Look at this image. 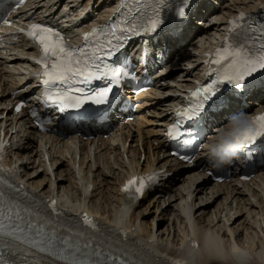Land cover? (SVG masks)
<instances>
[{
  "label": "bare ground",
  "instance_id": "1",
  "mask_svg": "<svg viewBox=\"0 0 264 264\" xmlns=\"http://www.w3.org/2000/svg\"><path fill=\"white\" fill-rule=\"evenodd\" d=\"M48 1L52 2L55 0ZM60 1L63 2V0H56L53 4L59 6ZM215 1L220 2L222 0ZM215 1L211 0L207 3L206 0H203L206 4L201 8L205 7L206 10H208V15L211 13L214 14L213 4ZM262 2H264V0H256L253 6L239 7L237 9L254 10L257 9ZM74 5L71 7L73 11L71 15L72 18L75 14L77 15L79 13L78 5ZM233 6L236 5L233 4L230 8L225 10L227 12H236L237 9L233 10ZM85 8L86 6L83 10H85ZM214 18L218 22L217 24L212 26L210 30L202 29L201 33L203 35L198 41V44L199 42L207 44V47L202 49L208 48L211 44L221 39L227 28L225 22L226 17L215 15ZM214 27H216L215 31L213 30ZM212 30L214 32H211ZM181 33V42H183L188 40L187 38L190 36H188L187 33L191 34V31L189 28H185ZM193 35H195V33ZM190 46H192L191 48L195 50V52H199L195 44H191ZM185 51L188 52V50H184V52ZM14 59L17 64L14 68L16 66L20 67L22 64L32 65L24 55L22 57H15ZM179 61H182V64L175 65L178 71L176 73L170 72L168 76L170 78L173 76L176 78H184L186 76L185 79L190 81L189 76L194 72L193 69H189L188 65L194 62L189 61L187 56L184 55L180 57ZM194 61L196 60L194 59ZM25 79L26 76L24 75H22V78L15 77L10 85L11 87L18 88ZM193 79L194 78H191V80ZM172 81L176 82L175 80ZM6 85L7 81L2 80L0 77V87L3 88V95L5 96L0 97L1 102L10 98L9 88ZM189 85L191 84L188 82L184 85L178 83V87L175 85L173 86L172 83L161 84L157 89H154L152 93H146L143 98L148 101V105H159L163 107L157 113V116H159L157 120H160V115L168 111L170 105L178 100V97L173 95V93ZM163 88H167L168 90L166 92L160 91ZM150 94H152V96H150ZM161 119L163 123H165L166 118ZM13 125H15L14 122L8 129L13 128ZM32 135L29 127L28 131L19 135L21 138L17 141L11 140L12 144L8 149L14 148L13 152L15 154V158L9 159L11 173H14L19 183L25 184L31 194L39 200L42 195L54 197L56 200L64 199V203H67L64 204V209L67 214L74 217L79 210L84 209L90 214L100 218L101 222L99 226L103 236L100 237L94 234L89 237L93 239L94 243L101 244L106 252L117 253L123 260L125 259L126 262L131 264H264V194L261 195L259 192V190L264 191V172L253 179V185L256 187L249 183L219 184L218 186H211L209 185V179L198 182V176H195L194 173H187L184 177L182 173L174 174L173 178L178 181L175 184L169 183L167 189H162L157 192V194H159L158 198H143L136 200V202L125 204V198H122L120 192V184L125 175L124 172L126 167L123 165L122 159L120 163V147L118 145L115 147L112 144L114 141L124 143L129 138V134L124 135L122 140L114 138L116 137V135H114V137L111 138V142L103 141L101 136L97 137L98 140L101 141L95 147L96 149L94 148L96 150L95 155H92L91 149H85L84 152L83 143L80 141V147L79 144L77 145L76 139H72L69 142L65 141L61 144L56 143V141L55 143L56 145L58 144L60 149L54 152L56 153L55 157H51L53 153L45 148L48 144V149H55V144L50 145L47 142L44 144L43 148L37 150L33 146L35 144V139ZM12 136L18 137L17 134ZM154 139H156L159 144L163 145V139L161 137ZM19 140H22L21 145H19ZM131 142V146L129 145L128 148L130 154H137V150L133 147V140ZM71 143H74L73 148ZM140 149H142V145ZM98 150L99 152H97ZM79 151H81V155L84 154V156L77 161L76 156ZM44 154H46L49 162V165H47L48 167H46L48 171L43 167V160H40L41 155ZM66 154H70L71 156V158L67 159L71 165L75 162L79 163V174L75 172V168L69 167L67 162L64 163L62 159H60L64 155L66 156ZM140 154L139 152V156ZM111 157H113V159H111ZM87 158L89 159L85 168L87 170L85 174L82 175L81 173H84V170L81 165L84 164ZM112 160L115 161L111 163ZM130 162L135 165L133 160ZM166 162L167 159L163 161L162 164ZM95 164H97L98 167L101 166V172L98 174L91 171ZM113 164L123 168L122 174L121 172L118 173L115 171L116 169ZM63 166L68 168L63 169ZM98 167L96 169H98ZM108 172L113 175L112 178L107 176L106 173ZM86 173L88 174L86 175ZM90 175H92V177ZM99 177H101L100 180ZM179 181L180 184L177 185ZM87 184H92L94 187L89 195H86L84 191ZM238 184H241V187H239ZM101 185H106V195L102 194ZM69 186H71L70 189ZM228 188L230 189L229 191H227ZM181 190L185 191V193H182ZM245 192H247L248 196ZM67 194L70 196V200L64 198ZM165 196L169 197L170 200L175 198L174 201L179 200V202L173 205L171 204L172 208L169 207L173 209L175 205L177 206L174 214L172 213V216L170 215L169 219H167V223L163 225V229L165 230V227L167 229L163 232V229H161L158 224L159 222H156V230L154 229V218H151L149 225H147L148 221H146L144 214L149 206H154L157 209L159 202L164 200ZM94 197H96L98 202L96 200L94 202L92 199ZM144 200H146L148 204L146 208L139 210L142 204L145 205ZM91 203H95V205L99 207L93 208V206L90 205ZM107 205L108 208L105 211ZM206 207H208L207 210L210 209L209 214H211L212 209L216 210L212 212L210 216L207 215V219L203 218V221L194 217L196 211L204 216L206 214L204 210ZM164 211L162 210L161 212L163 213ZM129 212H131V217L127 219ZM224 212L227 213L222 217ZM244 214L246 217L244 220H241V216ZM139 216H142L140 225L132 229L134 221L138 220ZM120 228L127 231V233L125 234L122 232ZM62 233L72 235L73 239L76 237L74 232ZM165 233H167V235ZM192 241L197 242L198 246L194 247L190 245ZM1 250L5 251V248L1 247ZM24 252L25 251L18 252L17 255L23 257L25 256Z\"/></svg>",
  "mask_w": 264,
  "mask_h": 264
},
{
  "label": "snow or ice",
  "instance_id": "2",
  "mask_svg": "<svg viewBox=\"0 0 264 264\" xmlns=\"http://www.w3.org/2000/svg\"><path fill=\"white\" fill-rule=\"evenodd\" d=\"M136 2L139 3V0ZM162 6L171 7L174 16L183 21L192 8V0H153L152 4L148 5L152 15L147 17L146 23L138 24L135 22L136 17H133L132 21H117L107 26L93 27L83 33L84 43L80 46H71L65 35L55 27L43 23L31 24L26 35L40 53L35 62L41 71L34 75L41 77L44 102L56 104L61 110L78 109L88 101L95 104L109 103L114 91L113 85L119 84L125 77L131 75L130 61L127 57L116 64L104 62L105 57L113 56L120 49V45L113 44V40L125 38L123 36L125 32L139 35L141 31L149 33L161 31L166 25V20L161 15ZM123 8H129L127 0H121L116 12L119 13ZM129 11L132 9L129 8ZM135 11L140 13L143 9L137 7ZM245 21L246 14L243 12L239 14L238 19L230 20L229 34L237 33L238 29L251 31L252 25L244 23ZM122 23L128 26L122 27ZM257 30L264 37V24L259 25ZM206 55L209 56L207 63L210 70L215 73L216 79L212 84L196 87L189 94L187 106L176 110L179 120L193 121L197 129L200 127V117L206 106L210 102L215 103V98L218 97L219 84L231 86L232 95L244 99L258 89H264V43L253 50L242 44L237 45L231 41L230 35H226L221 46ZM94 80H107L108 83L90 92H85L83 87L78 86L91 84ZM226 106V102L222 101L217 105V110ZM20 110L21 105H17L16 111ZM32 115L35 116L36 113L32 112ZM179 120L170 125L167 131L170 138L175 139L182 135ZM229 127L230 131L221 132L220 143L214 148L226 153L235 146L242 148L253 145L259 138L264 137V111L252 116H236ZM195 135L184 140L186 147L193 145ZM2 149L3 143H0V150ZM182 158L192 159L188 156ZM7 171L11 170L0 168V172ZM157 176L156 173L147 176L133 175L126 181L122 191L133 200L142 197L149 183L154 182ZM0 184L8 188L13 187L3 178H0ZM56 205L57 202L53 199L46 207L58 216L60 213ZM82 223L87 228L98 229L96 222L86 212L82 215ZM26 231L30 235L25 242L32 248L47 252L50 256L63 260L65 264H126L111 252H106L101 244L94 243L84 229L75 230L74 235L78 238L75 240L72 235L59 236L50 215L26 207L21 208L14 196H8L5 191L0 190V236H11L20 240L21 235L18 233L23 234ZM68 231L72 232V229Z\"/></svg>",
  "mask_w": 264,
  "mask_h": 264
},
{
  "label": "rangeland",
  "instance_id": "3",
  "mask_svg": "<svg viewBox=\"0 0 264 264\" xmlns=\"http://www.w3.org/2000/svg\"><path fill=\"white\" fill-rule=\"evenodd\" d=\"M256 2V0H230V2H228L227 4H225L226 6H225V8H230L233 4H235L236 6H233L234 7V9H236L237 7H243V6H247V7H250L251 5L253 6V4ZM200 40V39H199ZM203 43V42H202ZM202 43H199V44H197V46L199 47V46H202ZM152 110H150V112H151ZM148 114H150V113H148ZM159 118V117H158ZM157 118V119H158ZM152 128V126L151 125H147L146 124V126H145V130L144 131H149L150 129ZM149 140V138H146V141H148ZM71 145H72V148H73V143H71ZM34 146V148L35 149H39V146H41V141H37V142H35V144L33 145ZM52 152L54 151V149L53 150H51ZM70 151V150H69ZM55 154V153H54ZM113 156V155H112ZM68 158H71L70 157V154L69 155H67L66 154V157H63L62 159L64 160V163H65V161H66V159H68ZM111 159H113V157H111ZM115 161V160H114ZM113 160L111 161V163H113L114 162ZM65 165V164H64ZM83 165H85V163L83 164ZM95 166H97V164L95 165ZM113 166L115 167V171L116 172H118V173H120V170H121V168L120 167H118V166H116V165H114L113 164ZM42 168V167H41ZM68 167H64L63 166V169H67ZM101 168H98V170H100ZM98 170H95V171H98ZM41 171H42V169H41ZM93 171H94V169H93ZM101 172V170L99 171V172H96L95 174H98V173H100ZM107 174V176H109V178H112L113 177V175L111 174V173H106ZM101 179V177H99V180ZM112 180V179H111ZM97 181H98V179H97ZM105 184V183H104ZM68 185V184H67ZM105 187H106V185H101V189H102V194H104V195H106V189H105ZM181 187V186H180ZM71 188V186H69V189ZM182 192H185V191H182ZM245 194L246 195H248L246 192H245ZM247 197V196H246ZM66 199H68V200H70L69 198H70V196L67 194L66 195V197H65ZM93 200H94V202H95V200H96V197H94V198H92ZM169 197H167V196H165V198H164V200H162V201H160L159 202V206L157 207V209H156V207H150L149 206V208H147V210L145 211V214H144V217H145V219H146V221H148V224L147 225H149V221H150V219L151 218H154V229H155V227H156V222H159L158 224L160 225V228L161 229H163V225H165L166 223H167V219H169V217H170V215L172 216V213L174 214V212H175V210H176V208H177V206L175 205L174 207H173V209H170L169 207H171L172 208V205L174 204V203H176V202H179V200H175L174 201V199L175 198H173V199H169ZM97 202H98V200H96ZM97 202H96V204H97ZM144 204L145 205H141L140 207H139V210H143V208H146V206H147V204H148V202L147 201H145L144 202ZM172 204V205H171ZM91 206H93V208H97V207H99V206H97V205H95V203H91L90 204ZM96 206V207H95ZM107 208H108V205H107V207H105V211L107 210ZM166 208H167V210H169V211H167L166 210ZM169 208V209H168ZM207 208L208 207H206L204 210H205V212H206V214L204 215V216H202L201 215V213L200 212H198V211H196V213L194 214V217H196L197 219H200V221H203V218L205 219H207V215H211L212 214V212H215V210H211V214H209L210 212H209V210L210 209H208L207 210ZM214 208V207H213ZM164 211L163 213L161 212V211ZM161 212V213H160ZM170 212V213H169ZM177 212V211H176ZM157 213V214H156ZM227 212H224L223 214H222V217L226 214ZM142 215V214H141ZM157 215V216H156ZM206 216V217H205ZM218 216H219V214H218ZM131 217V212H129L128 213V216H127V219H129ZM141 217L142 216H139V219L138 220H135L134 221V226L132 227L133 229L134 228H136V227H138L139 225H140V221H141ZM246 217V215L244 214L243 216H241V220H244V218ZM143 219V218H142ZM137 221V222H136ZM205 221V220H204ZM235 225V224H234ZM148 227V226H147ZM156 230V229H155ZM165 230H167L166 229V227H165ZM164 229H163V232L165 231ZM166 235H167V233H165ZM165 237V236H164Z\"/></svg>",
  "mask_w": 264,
  "mask_h": 264
},
{
  "label": "clouds",
  "instance_id": "4",
  "mask_svg": "<svg viewBox=\"0 0 264 264\" xmlns=\"http://www.w3.org/2000/svg\"><path fill=\"white\" fill-rule=\"evenodd\" d=\"M240 146H235L228 150L226 153L219 151L217 148L212 146L210 148V155L214 166L220 167L231 162L232 158L236 155V151Z\"/></svg>",
  "mask_w": 264,
  "mask_h": 264
}]
</instances>
